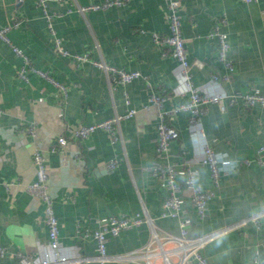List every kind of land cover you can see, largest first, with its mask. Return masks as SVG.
<instances>
[{"label": "crops", "instance_id": "1", "mask_svg": "<svg viewBox=\"0 0 264 264\" xmlns=\"http://www.w3.org/2000/svg\"><path fill=\"white\" fill-rule=\"evenodd\" d=\"M102 1L48 0V10L56 13L52 22L55 35L71 54L90 52L95 60L141 72V77L125 86L111 83L105 71L90 61L76 63L58 54L55 36L36 0H0V28L9 20H21L8 34L11 42L64 87L34 72L28 73V81L20 78L17 72L22 58L0 39V105L6 110L0 116V247L7 249L0 264H18L17 252L29 256L32 264H41L37 260L47 252L45 207L26 188L36 179L33 155L38 148L45 153L50 169L60 240L69 252L78 249L81 256L90 258L69 264H99L96 241L81 235L78 225L93 231L109 215L140 213L154 221L160 234L179 232L176 220L161 217L166 188L144 169L155 161L160 118L155 107H143L149 104L152 92L183 88L176 59L162 55L165 47L152 36L154 32L169 33L168 1L132 0L124 6L86 13L78 9ZM181 1L183 37L195 85L207 93H245L252 88L264 93V0L249 4L241 0ZM224 15L233 71L219 61L216 41L207 36ZM213 73L228 78L213 83ZM188 100L187 93L173 94L165 108ZM129 107L137 108L138 113L122 121L116 142L101 129L86 140L74 139L68 131V127L125 113ZM187 118L181 112L169 119L180 133L171 144L173 159L197 161L208 143L240 163L235 171L222 175L218 186L212 182L209 168L196 163L198 182L204 189L213 188L216 196L207 216L200 219L186 192L193 218L190 234L220 232L203 249L211 264H252L256 253L264 258V158L262 164L257 162L258 150L264 147V107L245 108L241 100L225 109L210 104L202 117L204 135L197 136L191 134ZM32 127L37 136L30 132ZM58 135L69 142L62 152H52L50 143ZM114 158L119 165L109 169L107 164ZM246 159L250 164H244ZM254 214L260 215V229L252 220L236 225ZM150 238L151 227L144 223L110 237L108 252H134ZM166 246L173 248L175 243ZM110 264L143 263L125 259Z\"/></svg>", "mask_w": 264, "mask_h": 264}, {"label": "built area", "instance_id": "2", "mask_svg": "<svg viewBox=\"0 0 264 264\" xmlns=\"http://www.w3.org/2000/svg\"><path fill=\"white\" fill-rule=\"evenodd\" d=\"M21 1L22 0H17V2ZM131 1L132 0H103L102 2L79 6L78 9L81 13H86L90 10H106L112 7L127 5ZM167 1L169 10V33L161 35L154 32L152 36L156 43L165 47L162 55H171L176 59L178 63V76L182 82L183 88L171 92L166 89H162L159 93L152 92L149 104L143 107L144 109H149L152 106L155 107L160 118L157 127L158 134L156 138L155 161L151 165L144 167V169L166 188L167 195L162 204L161 217L176 220L179 232L177 234H160L154 227V221L150 217L143 216L140 213L103 217L100 219L98 227L93 231L90 229L83 230L80 225H78V232L81 235H90L96 241L97 255L95 259L99 264H110L111 261H122L125 259L133 261L138 260L143 264H189L191 262L197 264H211L203 253V249L220 232L215 231L198 236H192L190 234L193 218L187 207L186 192H189V197L196 215L200 219H204L207 216L211 200L216 196V191L213 188L204 189L198 182V170L195 168L196 163H200L209 168L210 176L215 186L219 185L223 174L235 171L240 163L237 160L228 158L226 154L218 153L208 143H205L203 155L197 161L192 159H183L182 161L173 159L174 155L170 150L171 144L179 138L180 133L177 128L170 123L169 119L178 113L186 112L188 114L187 122L190 132L193 136H197L204 135L202 117L207 113L210 104H219L222 109H225L227 104H235L241 100L245 108H252L257 105L264 107V93L257 88H252L245 93H229L225 91L207 93L195 85L191 71L192 65L188 57V50L183 37L182 17L180 14L182 1ZM241 1L249 4L258 2L259 0ZM36 3L38 7L42 9L51 28V32L55 36V48L58 54L71 57L76 63L90 61L93 65L104 70L109 81L116 85L125 86L142 76L141 72L138 70H127L106 63L103 60H95L92 58L90 52L84 54H71L62 45L61 38L55 35L56 32L52 22L56 13L49 12L48 0H36ZM21 23L22 21L19 19H12L0 28V39L7 42L15 53L22 58V65L17 72L18 76L28 81V73L34 72L57 86L64 88L60 83L54 80L48 71L35 67L30 57L24 53L21 48L15 46L11 42L8 35L9 32L14 28H18ZM226 24L227 19L226 15H224V17L215 21L207 36L216 41L219 61L228 71H233L234 65L229 57L231 49L229 34L223 29V26ZM141 32H144V30H141ZM227 78V75L221 77L213 73L211 81L216 83ZM185 93L189 95V100L187 102L178 104L171 109L165 108V101L173 94ZM125 95L127 104H130L128 94L125 93ZM5 113L6 110L0 105V116ZM137 113V108L129 107L125 113H116L110 118L96 123L84 124L80 127H68V131L74 139L86 140L94 132L101 129L109 134L113 142H116L119 140L118 132L122 121L134 117ZM30 132L33 136H37L34 127L30 129ZM53 140L54 141L50 143L52 152H62L69 142L64 135H58ZM263 158L264 147H261L258 150L257 162L262 164ZM33 160L37 167L36 179L29 183L26 188L30 195L41 200L44 204L49 235L47 252L37 261L41 264H69L71 262L82 263L90 259L89 257L81 256L78 249L69 252V250L63 246L59 236V220L54 209V196L51 192L50 169L47 164V157L45 153L38 148L34 152ZM243 162L244 164H250L251 161L246 159ZM118 165L119 160L116 158L110 160L107 164L109 169H115ZM259 216V214H254L236 223V225H241L252 220L257 223V228L260 229V225L258 224ZM144 223H148L151 227L150 241L144 247L126 254L112 255L108 252V241L110 237L119 236L123 231L138 228ZM171 243H175V247L168 248L166 245ZM6 251V247H0V257L4 256ZM16 256L19 259L18 264H32V259L26 254L17 252ZM172 256L177 257L175 262L172 261ZM159 259H161L162 263L158 262ZM252 264H264V258H262L259 253H256Z\"/></svg>", "mask_w": 264, "mask_h": 264}]
</instances>
